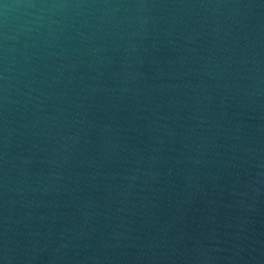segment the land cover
Masks as SVG:
<instances>
[{"label": "water", "instance_id": "95a60500", "mask_svg": "<svg viewBox=\"0 0 264 264\" xmlns=\"http://www.w3.org/2000/svg\"><path fill=\"white\" fill-rule=\"evenodd\" d=\"M0 264H264V0H0Z\"/></svg>", "mask_w": 264, "mask_h": 264}]
</instances>
